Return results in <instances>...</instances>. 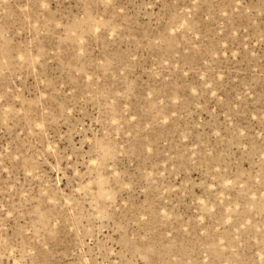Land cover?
<instances>
[{"label": "rangeland", "instance_id": "1", "mask_svg": "<svg viewBox=\"0 0 264 264\" xmlns=\"http://www.w3.org/2000/svg\"><path fill=\"white\" fill-rule=\"evenodd\" d=\"M0 264H264V0H0Z\"/></svg>", "mask_w": 264, "mask_h": 264}]
</instances>
